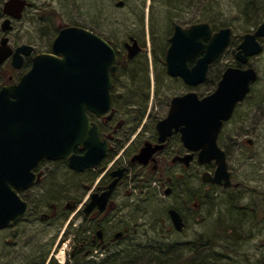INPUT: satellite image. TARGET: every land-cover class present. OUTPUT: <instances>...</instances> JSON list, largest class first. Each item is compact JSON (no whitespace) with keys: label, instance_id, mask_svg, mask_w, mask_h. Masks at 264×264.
<instances>
[{"label":"rangeland","instance_id":"374dc122","mask_svg":"<svg viewBox=\"0 0 264 264\" xmlns=\"http://www.w3.org/2000/svg\"><path fill=\"white\" fill-rule=\"evenodd\" d=\"M6 1L0 0L1 9ZM27 1L31 5L22 19L13 21L12 29L6 33L13 47L31 44L38 51L48 49L59 30L66 26L89 29L119 49L129 35L140 39L149 49V54L141 57L147 58L150 75L148 79L138 75L140 80L136 85L138 90L141 87L147 90V81L152 84L148 110L151 109L154 117L146 122V131L153 130L155 116L162 113L167 100L191 91L166 73L164 57L175 25L188 28L208 22L215 31L230 27L232 42L238 44L264 21V0ZM119 1L125 3L124 7L117 5ZM253 5L256 8L251 11ZM2 22L0 19V37ZM231 50L211 68L207 83L195 92L205 97L214 91L220 75L233 64ZM135 65L144 66L139 60ZM250 65L260 74L254 94L237 108L219 140L220 147L230 155L228 165L234 183L242 185L239 189L225 191L209 186L201 179L208 168L200 167L199 172L196 164L183 170L181 188L172 197L148 185L138 186L130 175L113 196L111 210L98 218L86 219L81 206L95 185L96 179L91 183L94 173L74 174L62 162L44 163L43 180L21 193L30 203V213L12 227L0 230V264H75L74 255L86 246L96 248L93 253L88 252L93 248L86 252L90 256L87 260L97 262L112 254L123 257L128 250L133 257L152 249L154 252L141 258L140 264H158L157 258L170 255L166 251L176 253L168 258L167 264H196L201 252L213 264L260 263L264 259V172H261L264 169V51ZM8 68L6 64L0 72V87L8 82L9 74L17 78L15 72H7ZM156 81L159 85H155ZM255 113L263 114L257 121L260 125L257 130L252 128L255 118L251 116ZM135 115L129 114L125 119L121 116L127 129L136 124ZM248 139L255 141V148L247 146ZM235 145L240 146L236 151ZM56 188V194L51 195ZM72 205L76 208L71 209ZM171 207L184 216L182 233L175 230L167 214ZM99 230L104 232L107 248L94 245ZM118 233L123 234L121 241L114 239Z\"/></svg>","mask_w":264,"mask_h":264},{"label":"water","instance_id":"95a60500","mask_svg":"<svg viewBox=\"0 0 264 264\" xmlns=\"http://www.w3.org/2000/svg\"><path fill=\"white\" fill-rule=\"evenodd\" d=\"M30 5L27 0L4 3L3 11L8 17L3 23L4 32L12 29V19L20 20ZM117 5L122 7L124 2ZM231 38V28L214 32L208 23L186 29L177 25L166 54L168 75L182 78L190 86L203 84L210 66L224 54ZM258 38H264V21L254 33L244 36L236 57L240 63L245 65L250 57L262 53ZM128 48L130 58L143 50L135 39ZM31 51L32 47L21 46L13 54L6 36L0 44V65L12 56L13 66L19 69L23 55ZM192 60L194 64L190 66ZM116 62L117 53L110 42L87 29L67 26L53 40L51 53L35 57L31 70L18 84L0 90V230L27 214L28 203L18 192L40 181L41 176L34 170L41 160H69L72 169L84 171L98 167L106 157L108 142L102 140L87 111L112 118L111 74L116 70ZM257 77L253 68L230 67L215 93L203 99L196 93L175 97L169 116L159 122L161 142L173 129L181 130L182 141L190 153L179 160L186 166L196 152L200 164L216 162L215 175L204 173L203 181L226 188L231 185L226 153L219 147L218 139ZM78 146L86 150L84 155L74 154ZM160 149L162 146L153 148L148 144L137 160L147 163ZM124 171H118L120 177ZM118 181L114 180L107 191L93 194L85 213L95 208L106 211ZM169 214L176 230L183 231L185 224L180 213L172 209ZM98 234L102 238V232ZM121 237L122 233L115 235L116 240Z\"/></svg>","mask_w":264,"mask_h":264},{"label":"flooded vegetation","instance_id":"af4514ba","mask_svg":"<svg viewBox=\"0 0 264 264\" xmlns=\"http://www.w3.org/2000/svg\"><path fill=\"white\" fill-rule=\"evenodd\" d=\"M125 5V3H124ZM124 7V6H123ZM0 8V19L3 20L1 24V31L2 35L0 37V44L2 39L7 36L6 33H4L3 30V23H4V11ZM122 8V7H121ZM25 12V11H24ZM24 15V14H23ZM173 30V34L175 32V27ZM186 29V28H185ZM215 31V29H214ZM59 33V32H58ZM252 33V32H251ZM173 34L171 35L170 39L172 38ZM244 36L242 37L241 41L238 44H233V38L230 44V49L231 50V57L233 58V64L227 66L226 69L229 67H234V68H240L242 70H246L249 68H254L250 65L251 60L256 58L257 56L250 57L248 60L247 64H242L237 60V54L239 51V45L242 43ZM133 39L138 41L139 46L143 49L141 52L136 54L133 58L129 57L130 50L128 46L133 45ZM169 39V41H170ZM54 40V39H53ZM260 41L261 45L263 46V51H264V44L263 40L261 38H258ZM9 44H10V38H9ZM51 45L50 48L38 51L35 46L31 44H23L19 45L17 47H12L13 54L16 52V50L21 47V46H30L32 47V51L30 52L29 55H23V64L22 67L19 69H16L13 66V57L11 56L9 59H7L3 64L0 65V72L4 70V67L6 64L8 65V70L7 72H15L17 74V78L13 74H9L8 77V82L6 84H3L0 87V90L10 84H18L22 77L27 74L32 66H33V61L34 58L37 57L38 55L41 54H49L51 53ZM114 46V45H113ZM115 47V46H114ZM228 48V50H229ZM116 52H117V62H116V70L114 73L111 74V79H112V86H111V98H112V109H113V115L112 118H108V116L104 117H98L96 114L87 111L88 116L90 117V120L92 123L96 124L99 129H100V136L103 140H106L109 145V152L107 156L103 159L102 163L100 166L94 169H86L84 171H76L70 167V161L69 160H59V161H52V160H41L38 167L34 170L36 174H39L41 176V181L43 180L44 173L42 171V167L44 163H57V162H62L67 167L69 170L74 173V174H84L88 172H93L94 177L93 181L91 183H94V180L96 179L95 185L92 186L90 193L85 199V205H87L90 202V198L92 194L94 193H103L108 190V187L111 183H113L114 180L118 179V183L116 185V188L111 196V199L109 202H111L113 196L115 195L116 191L119 189V187H122L125 183V181L128 179V177L131 175L133 177L134 182L141 187L143 185H148L153 189H157L160 192L162 190L164 191V196L166 197H172L176 193L179 192L181 185H180V177L185 169H190L192 166L195 164L199 166V172H201L200 167H204L205 170L203 173L208 172L211 176H214L215 171L217 169L216 163L213 162L209 165H204L202 166L198 162V153L195 154L193 160L191 161L189 166H186V164L182 161L179 160V157H184L188 151L185 149L184 143L182 142L181 138V130L178 129H173L172 134L169 135L164 142L160 141L161 134L158 131V124L162 120L166 119L171 111L172 107V101L175 97L178 96H184L189 93H196L200 98V94L195 92V89H199L201 85L198 86H190L184 82L182 78L179 77H172L168 75L167 69L166 73L169 78L172 80H175L179 82L182 87H186L190 89L191 91L182 94V95H174L170 100H167L165 104H163V108L161 109V114H156L155 119L156 123L154 125V128L152 131H146L145 130V124L148 122L149 119H152L154 115H152L151 109L148 110V105H149V98H150V92H151V83L150 81H147V90L146 88H139L140 90L137 92V97H134L131 92V87L132 86V78L137 77L138 75L149 78L148 76L150 75V70H149V65H148V60L146 57H141L142 55H148L149 54V49L146 48L134 35H129L127 41L124 42L123 48L119 49L115 47ZM226 52H229V51ZM225 52V53H226ZM154 51H150V56L153 59ZM146 58L145 60H143ZM221 58V57H220ZM219 58V59H220ZM215 61L211 68L219 61ZM137 60L143 62L144 66L141 65H135V62ZM193 61H190V66ZM164 64L166 67V55L164 57ZM167 68V67H166ZM210 68V70H211ZM255 69V68H254ZM223 71V73H224ZM257 73V80L253 82L250 85V91L247 94V96L244 98L242 102H239L236 105L234 114L231 118L233 119L235 112L237 108L249 100V98L254 94V89L255 85L258 83L260 79V74L259 71L255 69ZM222 73V75H223ZM222 75H220L219 80L217 81V84L214 87V93L217 90L218 87V82L221 80ZM158 82L156 81L155 85H157ZM159 85V84H158ZM124 92V93H122ZM210 93L209 95H211ZM260 98V97H259ZM129 100V101H128ZM258 100V99H257ZM260 100H262L260 98ZM258 100V102H260ZM264 101V99H263ZM131 114L134 115L136 114V118H134L136 124H134L133 127H129L128 129L126 128V122H124L121 119V116L128 117V115ZM134 116V117H135ZM252 119L255 118V122L253 121V127H256V130L259 128V122L260 118L263 117V114L255 113L254 115L251 116ZM118 119V120H117ZM230 120V121H231ZM229 121V122H230ZM138 122V123H137ZM143 122V124L141 123ZM151 144L153 148H156L158 146H162V149L156 151L150 158V160L147 163H142L139 160H137V156L141 153L142 149L148 145ZM247 146L250 149L255 148V141L252 139H248L246 141ZM239 145H235L233 147L234 151L239 148ZM256 148H261L260 146H257ZM86 153V150L80 146L76 147L74 150V154L78 156H82ZM226 156H227V166H228V171L230 173V180H231V185L228 188H225L223 185H218V184H211L208 183L209 186L215 188V189H221V190H230V189H239L242 185L240 183H234V174L230 169V166L228 165V159H230V155H228V151H225ZM229 157V158H228ZM136 159V160H135ZM171 159V160H170ZM176 161L174 162V160ZM250 160H254L253 157H248ZM258 162V161H255ZM254 162V163H255ZM120 170H125L124 174L120 177L118 174V171ZM261 172H264V169L262 168ZM202 173V175H203ZM200 174V173H199ZM201 175V178H202ZM175 176V179L173 178ZM98 177V178H97ZM27 191V190H26ZM29 203V202H28ZM30 205V203H29ZM112 203L110 205L108 204V208L106 209L105 212L101 213L99 212L98 208H95L91 213L89 214H84L85 218H98L102 215L107 214L111 210ZM73 207V205L71 206ZM195 207H198L197 204H195ZM174 209L177 212L180 213L184 220V216L180 210H178L175 207H171L168 209L167 214H170L169 212ZM84 212V211H83ZM259 216V214H257ZM48 218V216H46ZM171 221V219H170ZM172 223V221H171ZM185 223V221H184ZM173 225V224H172ZM102 230H99L100 232ZM99 236V234L97 233ZM123 238V237H122ZM122 238L117 239L116 241H121ZM96 242V241H95ZM99 244L102 248H107L108 244L105 243V235L104 232L102 231V238H100Z\"/></svg>","mask_w":264,"mask_h":264},{"label":"trees","instance_id":"16d2710c","mask_svg":"<svg viewBox=\"0 0 264 264\" xmlns=\"http://www.w3.org/2000/svg\"><path fill=\"white\" fill-rule=\"evenodd\" d=\"M177 1L181 2V0H177ZM252 7H250V9L252 8L251 11H254V8H256L255 5H253ZM209 24H211V23H209ZM139 80L140 79L138 77H133L132 78V86H130V87H131L132 94L135 93L133 95L134 97H137V92L139 91L138 90V86L136 85V82L139 81ZM56 191H58L57 188H56V190L54 192H52L51 195H55ZM232 216L235 218V213L232 214ZM81 233H82V231L78 235H81ZM94 245L100 246L98 241H96L94 243ZM92 248H93V250H90V251H91V253H93L94 250L96 249V248H94V246L93 247L86 246V248L84 250H82L80 252H77L74 255L75 264H140L141 258H145L150 252H154L152 249L150 250V252L148 250H145V251H142L140 253V255L138 254L137 256H133L132 257L131 252H129V250H128V251L124 252L125 256L123 255V257H121L120 254H112V255H107L106 257L100 259L97 262L94 259L87 260L88 258H90V256L88 255L89 251L88 252H86V251L89 250V249H92ZM158 250L159 249H157V251ZM157 251H155V252H157ZM199 252H201V251H199ZM166 253H169L170 255L168 257L166 256L167 258L166 257H162L163 259L157 258L158 259V264H167L170 261V259H168V258L170 256H172V255H174V256L176 255V253L172 252V251H166ZM198 255H199V258H198V261H197L196 264H213L212 262L211 263L209 262L210 258L208 256H206L205 253L201 252ZM93 258H95V257H93ZM49 264H57V263L50 262ZM176 264H179V263H176Z\"/></svg>","mask_w":264,"mask_h":264},{"label":"bare ground","instance_id":"6f19581e","mask_svg":"<svg viewBox=\"0 0 264 264\" xmlns=\"http://www.w3.org/2000/svg\"><path fill=\"white\" fill-rule=\"evenodd\" d=\"M62 257H63V255H62Z\"/></svg>","mask_w":264,"mask_h":264}]
</instances>
